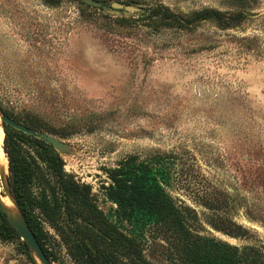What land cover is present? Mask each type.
Returning a JSON list of instances; mask_svg holds the SVG:
<instances>
[{"label":"rangeland","instance_id":"374dc122","mask_svg":"<svg viewBox=\"0 0 264 264\" xmlns=\"http://www.w3.org/2000/svg\"><path fill=\"white\" fill-rule=\"evenodd\" d=\"M145 1L245 18L223 30L204 23L138 36L130 56L82 20L89 10L75 0L57 8L0 0V108L24 122L37 117L40 132L67 146L52 147L65 174L90 186L98 209L149 262L190 264L192 245L232 247L241 264H264V0ZM134 155L127 176L173 201L188 239L162 213L109 195L110 171ZM44 230L51 264H74L55 230ZM0 264L31 263L19 244L0 240Z\"/></svg>","mask_w":264,"mask_h":264},{"label":"trees","instance_id":"16d2710c","mask_svg":"<svg viewBox=\"0 0 264 264\" xmlns=\"http://www.w3.org/2000/svg\"><path fill=\"white\" fill-rule=\"evenodd\" d=\"M97 1L102 3L100 8L77 1L89 10L81 15L82 20L95 24L103 31L107 41L117 42L120 50L130 56L137 49L133 41L138 36H157L163 32L191 33L204 23H214L223 30L245 18L243 13L227 16L226 12L212 8L184 13L145 0ZM62 2L42 0L43 5L49 8H57ZM113 2L141 5L140 11L120 16L104 13L106 7L112 9L110 5ZM241 39L249 43L256 42L255 37ZM0 111L30 129L46 131L37 117L24 122L1 108ZM3 126L9 191L50 263L52 254L45 244V223L58 234L74 264H153L145 258L139 243L118 229L98 209L92 199L90 186L65 174L64 160L51 145L8 125ZM136 158L135 155L130 156L119 163V168L110 171L113 187L109 195L119 202L135 198L141 205L162 213L178 227L182 238L188 239L189 231L173 201L158 189L147 186L142 178L127 176L128 172L124 168ZM0 240L19 244L30 263L35 264L25 243L1 212ZM185 250L190 264H241L232 247L218 246L215 250L199 251L193 249L192 245H186ZM246 264L260 263L251 261Z\"/></svg>","mask_w":264,"mask_h":264},{"label":"water","instance_id":"95a60500","mask_svg":"<svg viewBox=\"0 0 264 264\" xmlns=\"http://www.w3.org/2000/svg\"><path fill=\"white\" fill-rule=\"evenodd\" d=\"M87 6L94 7V8H100L102 6V3L97 0H77ZM111 8L115 10V13L118 14L117 16H120L119 14L123 13H136L140 11V5H125L119 2H114L111 5ZM104 12V10H103ZM105 13V12H104ZM0 120H1V125L4 131V124L8 125L26 135H30L36 139H40L47 144L51 145L57 152L62 153L67 150V146L60 141L59 139L55 138L52 135H49L45 132H40L36 131L33 129H30L26 127L25 125L16 122L15 120L11 119L10 117L4 115L0 111ZM5 136V134H4ZM3 142H4V137H3ZM3 152H4V147H3ZM5 154V152H4ZM6 155V154H5ZM7 158V157H6ZM8 161V159H7ZM9 167V166H8ZM7 176H8V169H7V175H6V184L4 185L3 180L4 176L0 174V181L2 183L4 192L7 193L14 202V205L17 209L18 214L14 215L11 214L7 208L3 205L1 201L2 195L0 194V212L5 216L9 224L16 230L18 233L21 241H23L27 247V249L30 252V255L32 259L34 260L35 264H51L47 256L45 255L42 247L38 243L34 233L32 232L31 228L29 227L25 217L19 210L14 198L12 197L10 191H9V185L7 181Z\"/></svg>","mask_w":264,"mask_h":264},{"label":"bare ground","instance_id":"6f19581e","mask_svg":"<svg viewBox=\"0 0 264 264\" xmlns=\"http://www.w3.org/2000/svg\"><path fill=\"white\" fill-rule=\"evenodd\" d=\"M3 137H4V131H3L1 120H0V174L4 176L3 183L5 185L7 169H8V161H7L6 155L3 152ZM1 201L11 214H14V215L18 214L17 209L14 205L13 199L7 193L3 192Z\"/></svg>","mask_w":264,"mask_h":264}]
</instances>
